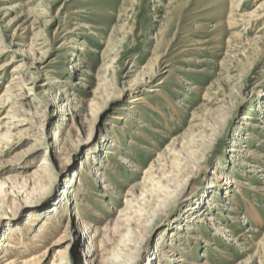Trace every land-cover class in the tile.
Listing matches in <instances>:
<instances>
[{"label":"rangeland","instance_id":"374dc122","mask_svg":"<svg viewBox=\"0 0 264 264\" xmlns=\"http://www.w3.org/2000/svg\"><path fill=\"white\" fill-rule=\"evenodd\" d=\"M0 102V262L264 264V0H0Z\"/></svg>","mask_w":264,"mask_h":264},{"label":"bare ground","instance_id":"6f19581e","mask_svg":"<svg viewBox=\"0 0 264 264\" xmlns=\"http://www.w3.org/2000/svg\"><path fill=\"white\" fill-rule=\"evenodd\" d=\"M14 79H16V78H14ZM8 87H10V86H8ZM3 102L4 101H2V103ZM131 102L132 103H137V102H139V98L135 97V99H133ZM6 103L8 104L7 100H5V103L4 104H1V105L3 106ZM5 118L7 119V116H4L2 119H5ZM253 167H256V166H253ZM256 169H260V168H256ZM89 173L91 175H93V176L96 177V178H94V180L95 179L96 180H99V178L101 176V174L99 172H96V171H92L91 170V171H89ZM144 176H146V174H144ZM144 179L145 178L143 177V180ZM217 180H218L219 183H221L222 185H224V188H226V187L229 188L231 186V182H230L229 178H227L226 176H224L223 173H220L217 176ZM101 183H103V185L101 186L102 189L105 190V189L109 188V186L107 184H105V182H100V184ZM139 185H141V182H139V183H132V184L127 185L128 190L126 191V193L124 194L123 197H120V199L122 200V202L125 205H131V202H133L132 201V197H134L132 195L131 190L132 189L134 190ZM251 205L252 204H250V206L248 205L247 212H248L249 216L252 218V220L255 223H260L261 222V218L257 214V212H255V210L252 209V206ZM110 209L113 210V208H111V207H110ZM232 210H233V208H232ZM116 212H115V214H116ZM201 214L202 213H200L199 216H198V217H200L199 220H206V221L212 222V223L214 221H217L215 218H213L210 215H206L205 214V216L202 217V216H200ZM202 215H204V214H202ZM221 228H222L221 226H216V227L213 228V230L214 231H217L219 229L221 230ZM66 229H67V235L69 236L68 238L71 241H74L75 244H78V246H79L78 247V250L80 251V254L85 255V256H91V253L94 251V246H93L94 237H93V235L98 232V229H95V228L90 227V225H89L88 221L85 219V217L83 215H80V214H77V213H75V214H73V215L70 216V219H69V222L67 223ZM101 259H102L101 264H113L112 263L113 260H109L107 257H101ZM175 261L182 262L183 260L182 259H176ZM13 263H14V261L8 260V259H4V258H2L1 259V262H0V264H13ZM115 264H116V262H115Z\"/></svg>","mask_w":264,"mask_h":264}]
</instances>
